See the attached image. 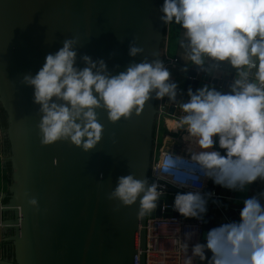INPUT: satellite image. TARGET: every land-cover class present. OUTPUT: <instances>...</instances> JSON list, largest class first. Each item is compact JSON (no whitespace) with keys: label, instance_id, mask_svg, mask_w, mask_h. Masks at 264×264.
<instances>
[{"label":"clouds","instance_id":"obj_1","mask_svg":"<svg viewBox=\"0 0 264 264\" xmlns=\"http://www.w3.org/2000/svg\"><path fill=\"white\" fill-rule=\"evenodd\" d=\"M159 12L162 23L182 30L183 71L194 65L206 81L181 89L159 59L133 62L112 74L102 58L84 54L80 66L76 40L65 39L35 74L23 76L43 114L42 143L70 140L87 151L101 139L96 108L103 106L116 122L134 109L139 114L153 93L157 99L167 96L179 103L172 131L181 132L184 148L176 152L172 139L153 166L151 183L121 175L110 198L124 206L139 201L138 214L148 216L171 185L177 189L174 211L197 221L176 237L182 264H264V0H162ZM142 51L129 47L132 57ZM221 80L226 83L218 86ZM208 181L251 194L234 198L237 218L224 215L201 232L209 202L228 207L206 189Z\"/></svg>","mask_w":264,"mask_h":264},{"label":"water","instance_id":"obj_2","mask_svg":"<svg viewBox=\"0 0 264 264\" xmlns=\"http://www.w3.org/2000/svg\"><path fill=\"white\" fill-rule=\"evenodd\" d=\"M161 4L162 0H0V109L6 116L0 152L4 141L10 146L0 159L8 181L0 223L2 242L12 247L10 257L0 248V264H145L147 216L138 214L139 201L124 206L109 194L121 175L131 173L150 183L159 99L153 93L139 114L134 109L116 122L108 119L103 106L96 108L101 139L85 151L70 140L42 143L43 114L23 76L35 74L46 54L62 47L65 39L76 40L80 66V57L87 54L93 60L102 58L112 74L133 62L163 59L167 25L159 19ZM131 45L143 51L132 57ZM206 79L193 66L183 89H195ZM175 112L171 105L169 114ZM221 197L228 207L218 209L209 202L205 230L217 217L238 216L234 199ZM161 203L152 216L161 215ZM6 213L14 218L6 220Z\"/></svg>","mask_w":264,"mask_h":264},{"label":"built area","instance_id":"obj_3","mask_svg":"<svg viewBox=\"0 0 264 264\" xmlns=\"http://www.w3.org/2000/svg\"><path fill=\"white\" fill-rule=\"evenodd\" d=\"M167 40H168V29L166 31L165 45H164V55L165 61L164 66L167 68L173 67L179 63L178 58H171L167 55ZM159 110L160 114L158 117V124L160 119L164 116L166 111V103L164 98L159 99ZM158 140L156 135V142L154 148V155L152 159L151 169H150V183L156 178V174L153 172V166L159 162V157L165 151H161L158 148ZM2 157V152H0V159ZM161 184L164 182L161 181ZM207 189V187H206ZM208 190V189H207ZM177 191L176 188L171 185L166 186V192L160 197L162 200L160 206V216H152L151 214L147 216L145 230H146V251H145V264H182L183 257L177 251L176 237L181 233L187 225H195L197 221L193 219H184L175 216L174 209L172 208L173 196ZM215 191L216 197L222 198L221 195ZM0 193V204H3L2 193ZM218 208V207H217ZM220 209V208H218ZM2 224L0 223V244L2 243L1 234ZM200 230L203 232L205 230V224L200 225Z\"/></svg>","mask_w":264,"mask_h":264},{"label":"crops","instance_id":"obj_4","mask_svg":"<svg viewBox=\"0 0 264 264\" xmlns=\"http://www.w3.org/2000/svg\"><path fill=\"white\" fill-rule=\"evenodd\" d=\"M180 31H181V33H180L179 41L173 45L174 57H172V58H178L179 63L173 67L168 68V69L171 73L170 79L178 82L180 88L183 89L185 82L188 78V73H189L190 69L193 68L194 65H190L188 67L187 72L183 71V69L185 67V60L183 59V53L185 50L180 47L179 42L182 39V30L180 29ZM167 46H168V43H167ZM184 98L186 99V96ZM177 99L179 100L180 96ZM164 100H165L167 108H166L164 116L160 119V123L157 126L158 129H157L156 135H157V140H158V144H159L158 148H160L161 151H167L168 148L172 144V139H174V141H175V144L173 145L174 150L176 152H181L182 149L184 148V144L180 139L181 132L180 131H172V128L176 123V118L181 114L179 103L173 104V103L169 102L167 96L164 97ZM171 105H175V108H176V112L174 115L169 114V108L171 107ZM159 140H161V141H159ZM206 187L208 190H216L219 194L226 195L227 199H231V200H233L236 196L241 197L243 195L251 194V190L249 192L241 193V194L232 193V192H229L227 189L213 185L211 181L207 182ZM253 187L255 188L257 186H253ZM217 218L218 219L216 220L215 224H217L221 219L219 217H217ZM2 238H3V235H2ZM0 248L2 250V255L6 256L7 251H8V247H7V245H5V242H2L0 244Z\"/></svg>","mask_w":264,"mask_h":264},{"label":"trees","instance_id":"obj_5","mask_svg":"<svg viewBox=\"0 0 264 264\" xmlns=\"http://www.w3.org/2000/svg\"><path fill=\"white\" fill-rule=\"evenodd\" d=\"M167 29H168V40H167V43H168V46H167V55L169 57H174V54H173V45L176 44L178 41H179V38H180V27L179 25H167ZM167 31V30H166ZM164 45H165V42H164ZM175 47V46H174ZM165 61V58L163 57L162 59V62ZM3 115L5 116L4 112L2 111ZM6 117V116H5ZM5 117H3L2 115H0V119H1V124L6 127V121H5ZM157 129L156 128V132H157ZM160 130V129H159ZM161 131V130H160ZM161 141V140H159ZM6 172V171H5ZM12 250V249H11Z\"/></svg>","mask_w":264,"mask_h":264},{"label":"rangeland","instance_id":"obj_6","mask_svg":"<svg viewBox=\"0 0 264 264\" xmlns=\"http://www.w3.org/2000/svg\"><path fill=\"white\" fill-rule=\"evenodd\" d=\"M0 115L5 117L3 115L1 109H0ZM5 121H6V117H5ZM0 128L2 129L1 119H0ZM1 129H0V134L2 136V130ZM1 147H2V156L3 157L7 156V153L10 151V146H9L8 141L7 140L4 141ZM6 167H8V166H6ZM7 188H8L7 173L2 169L1 161H0V190L7 191Z\"/></svg>","mask_w":264,"mask_h":264},{"label":"flooded vegetation","instance_id":"obj_7","mask_svg":"<svg viewBox=\"0 0 264 264\" xmlns=\"http://www.w3.org/2000/svg\"><path fill=\"white\" fill-rule=\"evenodd\" d=\"M7 169H8V171L10 170V165H9V163L7 164ZM4 217H5V219L6 220H11V219H13L14 218V214L13 213H6L5 215H4ZM8 251H7V256L8 257H10L11 256V254H12V247H11V245L9 244L8 246Z\"/></svg>","mask_w":264,"mask_h":264}]
</instances>
